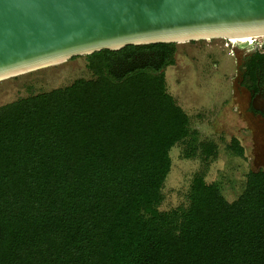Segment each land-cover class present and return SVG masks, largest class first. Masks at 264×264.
<instances>
[{"label": "trees", "instance_id": "1", "mask_svg": "<svg viewBox=\"0 0 264 264\" xmlns=\"http://www.w3.org/2000/svg\"><path fill=\"white\" fill-rule=\"evenodd\" d=\"M175 52L102 50L91 77L0 105V264H264V170L232 201L199 172L161 209L172 147L217 152L167 90Z\"/></svg>", "mask_w": 264, "mask_h": 264}, {"label": "water", "instance_id": "2", "mask_svg": "<svg viewBox=\"0 0 264 264\" xmlns=\"http://www.w3.org/2000/svg\"><path fill=\"white\" fill-rule=\"evenodd\" d=\"M264 36V0H0V82L127 46Z\"/></svg>", "mask_w": 264, "mask_h": 264}, {"label": "rangeland", "instance_id": "3", "mask_svg": "<svg viewBox=\"0 0 264 264\" xmlns=\"http://www.w3.org/2000/svg\"><path fill=\"white\" fill-rule=\"evenodd\" d=\"M256 38V39H255ZM264 37L215 38L176 43L174 63L165 70L167 90L191 117V128L199 141L217 144L216 155L204 160L201 150L185 157L187 144L171 149L172 168L164 184L161 209L187 204V192L195 174L205 171L207 182L218 181L222 193L232 201L243 190L250 170H264V120L250 110V80L244 64ZM87 55L0 82V105L89 78ZM232 138L244 147V156L229 149Z\"/></svg>", "mask_w": 264, "mask_h": 264}, {"label": "flooded vegetation", "instance_id": "4", "mask_svg": "<svg viewBox=\"0 0 264 264\" xmlns=\"http://www.w3.org/2000/svg\"><path fill=\"white\" fill-rule=\"evenodd\" d=\"M244 74L250 81V110L264 120V43L256 45L244 64ZM253 75V77H252Z\"/></svg>", "mask_w": 264, "mask_h": 264}, {"label": "bare ground", "instance_id": "5", "mask_svg": "<svg viewBox=\"0 0 264 264\" xmlns=\"http://www.w3.org/2000/svg\"><path fill=\"white\" fill-rule=\"evenodd\" d=\"M264 37V36H263ZM250 38H253V37H250ZM239 39V38H238Z\"/></svg>", "mask_w": 264, "mask_h": 264}, {"label": "built area", "instance_id": "6", "mask_svg": "<svg viewBox=\"0 0 264 264\" xmlns=\"http://www.w3.org/2000/svg\"><path fill=\"white\" fill-rule=\"evenodd\" d=\"M256 39V38H255Z\"/></svg>", "mask_w": 264, "mask_h": 264}]
</instances>
